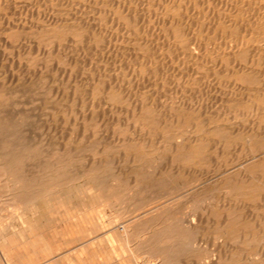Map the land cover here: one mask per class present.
Listing matches in <instances>:
<instances>
[{
	"label": "bare ground",
	"instance_id": "obj_1",
	"mask_svg": "<svg viewBox=\"0 0 264 264\" xmlns=\"http://www.w3.org/2000/svg\"><path fill=\"white\" fill-rule=\"evenodd\" d=\"M24 1H26V0H24ZM142 1L145 2L146 0H142ZM157 1H159V0H157ZM214 1H217V0H214ZM133 2H134V0H118L116 2V5L118 7H121V8H124L125 10H127V16L124 17L123 23L125 25L130 24V26L133 24L131 27L133 28L135 26L134 28L138 29L140 26L139 23L143 24L146 21V19H145V16H146L145 12L146 11H144V13H142V12L139 13L137 6H133ZM148 2L150 3L151 0H147L146 3H148ZM160 2L161 1H159V3ZM164 2H162L163 4L161 3L162 8L165 10H169V12L167 14H165L166 18L163 16L165 18V20L163 22H167L166 24L168 25V29L167 30L164 29V30L166 32H168L167 35H165L166 36L165 39H168V43L166 45H167V48L169 49V51H170V49H172L171 47L174 46L176 51L178 52V55L176 56L177 59H179V57H180L179 54H181V55L184 54L185 58H186V54H187L190 56V59L192 60L193 65H196V66L199 65L198 64L199 59H202V62H203V60L206 59L209 63H210V61H212V63L214 61V63L215 62L219 63V65H223V67L225 66V68L228 67V65L231 66L232 63L234 64V66L237 65L236 63H238V66L243 65L242 66L243 68H237V69H240V70H238V72L241 71L242 76H240L241 74H238L239 79H237L235 77L240 82H238V81H235V82H237V84L240 85V87H242L246 90H248V89L251 90V87H252L251 84L254 83L252 81L253 79L249 78V76L250 75L252 76L254 73L251 71V69H253L252 66L255 63V61H257V63H259V61L263 63V61H264L263 57H262L263 61L260 58H256V55H258V54L260 55L262 53V51L264 50V0H219V2H214L215 5L213 7H211L213 4L210 5L211 0H164ZM30 3H31V1H30ZM106 3H111V0H110V2L108 0ZM207 3H210V4L207 5ZM8 4H10V3H8ZM113 5H115V4H113ZM156 5H158V4H156ZM200 5H201V7H199ZM88 6H89V4H88ZM11 7H13V6H11ZM100 7H101V5H100ZM51 9H52V7H51ZM93 10H95V9H93ZM157 13H159V11H157ZM106 14L107 13H105V15H102L100 17L101 21H102V17L107 16ZM161 14L164 15V13H161ZM161 14H159V15H161ZM108 15L110 16V14H108ZM74 17L75 16H73V18ZM163 17H160V18H163ZM58 18L55 16V19L58 20ZM69 18H71V17H69ZM69 18H67V19H69ZM75 18H78V17H75ZM100 18H99V20H100ZM104 18H106V17H104ZM63 19L61 21L62 23L64 22ZM155 19H156V17H155ZM155 19L153 21V25H154V22H156ZM159 19L157 20L158 22H159ZM51 20H53V22H55L54 18H52ZM73 20L71 18V21H73ZM75 20L72 23V25L74 24L76 26L75 23H77V22H75ZM161 20H163V19H161ZM119 21H118V23H119ZM106 22H107V20H106ZM78 23L81 24L80 22H78ZM78 23H77V25H78ZM42 24H44V23H42ZM60 24L58 26H60ZM137 24H139L138 27H136ZM29 25H30V23H29ZM44 25L46 26V24H44ZM119 25H118V27H119ZM164 25H165V23H164ZM61 26L64 27L65 25L64 26L61 25ZM80 26L82 29L83 25H80ZM162 26H163V23H162ZM37 27H38V25H37ZM100 27H101V25H100ZM26 28H27V26H26ZM42 28H43V26H42ZM42 28L40 27L41 34H39L42 41L45 39V36H46V39H50V40L52 39L53 43H55L57 38L61 39V37L64 38L63 36L66 35L65 33L69 34L68 30L64 31V28L61 30H58L56 25H54V24H52V26L50 25V27H45L43 29ZM75 28L74 27L72 29L70 28L72 30L71 35L74 31L75 32L78 31V30H76L77 28L76 29ZM73 29H75V30L73 31ZM84 29H86V28H84ZM140 29H141V27H140ZM31 30H33V29H31ZM71 30H69V31H71ZM37 31H35V32H37ZM80 31L81 30L79 29L78 32H80ZM85 31L83 32V34H81L82 32H80L81 35H79L78 32H77L78 35L74 33L73 36H77V37L79 36L80 42H81V38H82L81 36L83 35V37H85L84 36ZM129 31H131V30H128L127 32H129ZM135 31H137V30L135 29ZM150 31H151V29L149 30V32ZM87 32H88V30H87ZM125 32H126V30H125ZM30 33H32V31ZM106 33L107 32L105 31V34ZM123 33H124V31L121 34H123ZM130 33L131 32L127 33V35L130 36ZM139 33H142V32H140V30H139ZM139 33L137 31V34H139ZM89 34H90V30H89ZM164 34H165V32H164ZM35 35H36V33H35ZM132 35H136V33H134V31H133ZM111 36H113V35H111ZM77 37H75L73 39L75 40ZM79 37H78V39H79ZM89 37H91V36H89ZM92 37H96V36H92ZM104 38H106V37H104ZM130 38H131V36H130ZM87 39L88 38H86V40ZM117 39H118V37H117ZM136 39H138V38H136ZM156 39H153V40H156ZM35 40H37V39H35ZM106 40H107V38H106ZM125 40H127V39H125ZM129 40H131V39H129ZM39 41H41V40H39ZM68 41L70 42V39H68ZM94 41H96V40H94ZM109 41H110V39H109ZM143 41H146V40H143ZM201 41H204V43H203L204 46L203 45L201 46V44H202ZM77 42H78L77 44L80 43L78 40H77ZM86 42H88V41H86ZM148 42H149V40H148ZM148 42H146V43H148ZM53 43H51V44L53 45ZM66 43H68V42H66ZM83 43H82V45H83ZM109 43L111 44V42H109ZM146 43L144 44L145 47H146ZM55 44H54V46H55ZM148 44H153V43L151 42ZM60 45H61V42H60ZM63 45L64 44L62 43L61 46L64 47ZM132 45H133V43H132ZM137 45H139L137 47H140V44H138V42H137ZM141 45H142V43H141ZM65 46H66V44H65ZM80 46H81V44H80ZM98 46L99 45H97V47ZM106 46H108V45H106ZM158 46H162V45L159 44ZM145 47H143V45L141 46V48H145ZM147 47L150 48V45H148ZM147 47H146V49L149 50V48H147ZM200 47H202L204 51L202 49H201L202 52L200 51V49L196 50L197 48H200ZM47 48L48 47H46V49ZM134 48H135V45H134ZM141 48H140V50L142 52ZM49 49H50V52H48V51L47 52H48V55H51L52 54L51 53V46L49 47ZM55 49H57V48H55ZM177 49H179L180 52ZM63 50L65 51V49H63ZM148 50L143 49L144 52H146ZM209 50H213L216 53L214 55L212 54L209 56L207 54V52ZM64 51H62V52H64ZM134 51H138V50H134ZM165 51H167V50H165ZM173 51H174V49H173ZM144 52L141 53L142 56L138 53L137 54L140 55L142 58H145L144 62H146L147 64H149L151 66V62L154 63L155 58L158 55L154 51L153 52L155 54L152 52L153 54H151V55L144 53ZM49 53H51V54H49ZM160 53L162 54L163 52H160ZM171 54H173V52H171ZM173 55H174V57H171V55H170L171 60L170 59L168 60V58H167V60L168 61H173L174 59L177 60L175 58V54H173ZM78 57H80V56H78ZM37 58H39V57H37ZM140 58H138V59H140ZM185 58H184V60H185ZM229 58H231L232 61L230 60V62H229V60H228ZM45 59H46V57H45ZM157 59H159V58L157 57ZM188 59L186 61H190ZM256 59H259V61ZM64 60L66 61V59H64ZM157 61L158 60H156V62ZM142 62H141V64L143 65L144 62L143 63ZM156 62L154 64H156ZM178 62H180V61H178ZM182 62H183V60L178 65H180V64L182 65L184 63V62L183 63ZM35 63H37V62H35ZM212 63L210 65H212ZM216 63H215V65H216ZM159 64H161V63H159ZM170 64H171V62H170ZM204 64H206L205 66H207L206 62ZM106 65H108V64H106ZM174 65H175V63H174ZM178 65H177V67H180ZM28 66H30V64H28ZM38 66L40 67L39 64H38ZM165 66H164V68H165ZM184 66L185 65H183V67ZM205 66H204V68H206ZM234 66H233V68H234ZM76 67H78V66H76ZM151 67L148 71L151 70ZM169 67H171V66L169 65ZM187 67L190 68L191 64H190V66L187 65ZM215 67H217V66H215ZM46 68L47 67H45L44 69H46ZM147 68L148 67L146 66V69H145L146 71H147ZM156 68H157L156 66L153 68V69H155L154 70L155 72H157V71L161 72L158 69L160 67L157 68L158 70H156ZM164 68L163 69L161 68V69L164 70ZM166 68H168V66ZM204 68L202 66V70ZM24 69H25V67H24ZM173 69H174V67H173ZM176 69L177 68H175L174 70H176ZM194 69H195V67H194ZM226 69H228V68H226ZM235 69H236V67H235ZM259 69H262V67L261 68L259 67ZM140 70H142V69H140ZM183 70H184V68H183ZM187 70H188V68H187ZM146 71H144L143 75L145 73L147 74L148 71L147 72ZM166 71L168 72L169 69L165 70V72ZM179 71L183 72L181 68L179 69ZM193 71H195V70H193V68H192V72ZM227 71L229 72V70H227ZM253 71H255V70H253ZM230 72H231V69H230ZM249 72H252V74H250L248 76L249 79H247V77H245V75H246V73H249ZM141 73L142 72L140 71V74ZM159 74L160 73H158V75ZM185 75H186V73H185ZM256 75H258L257 72H256ZM160 76H162V75H160ZM175 76H177V75H175ZM190 77H192V76H190ZM263 77H261V78H263ZM2 78L5 79V76L0 77V80ZM103 78H105V77H103ZM178 78H177V80H178ZM24 79L25 78H23V80ZM236 79H234V80H236ZM123 80H125V79H123ZM146 80H148V79H146ZM161 80H162V77H161ZM230 80H231V78H230ZM4 81H7V79L3 80V82ZM24 81H25L24 84H26V80H24ZM100 81L101 80H99V82ZM126 81H127V79H126ZM155 81H156V79H155ZM261 81L258 85L263 84V82H261ZM0 82L3 84L2 81H0ZM6 83L4 86H6ZM12 83H13V81H12ZM112 83L113 82L109 81L108 85L107 84L103 85L104 88L101 85V87L105 91L104 94H106V98L110 102H112L113 99L115 100V98H116V94H115L116 91L114 92L113 88L115 89V87H117V86L113 85ZM125 83H128V82H125ZM245 83H246V85H245ZM257 83H258V81H257ZM156 84H157V82H156ZM237 84H235V85L237 86ZM129 85H131V83ZM204 85H206V84H204ZM250 85H251V87H250ZM255 85L258 87L257 84H255ZM7 86H9V85H7ZM121 86H122V84H121ZM131 86H133V85H131ZM118 87H120V86H118ZM253 87H255V86H253ZM124 88H126V87H124ZM232 88H234V87H232ZM259 88H260V86H259ZM137 89H139V88H137ZM232 90L235 91V88ZM246 90H243V91L245 92ZM75 91H77V90H75ZM104 91H102V93ZM130 91H131V88H130ZM8 92H11V91H8ZM8 92L3 88V86H0V204H3L6 211H8V214L6 213L7 215L4 213L6 216L0 215V255L3 257V259H4L3 262H5V264H20L19 261L16 259V257H18V255H20L21 253H24V251H27L28 253H27L26 259L22 260L21 264H264V123H263V121H264V92L259 91V90H258V92L250 91L249 93L247 92V94L244 93L245 96H243L241 93V96L240 97L238 96L239 97L238 99H240V101L243 102L244 106H242L241 109L239 108L238 110L235 108L236 111L232 112L234 115L233 116L230 115L232 118L229 117V118L225 119L226 121H229V122L233 120L231 122V123H234L233 127L235 126V124H238V125H236V126H238V128H239V126L241 127V125L245 126V128L247 129L246 135L248 137V139H246V140H249V141H247L249 143H247L248 145L244 146L246 148L243 147L245 149V152H244L245 155L243 157L239 158L237 163L234 161L235 162L234 166L232 165V167H226L224 169H221L222 171H221L220 177L215 178L216 180L213 179V180H215L213 182V184H214L213 188L215 189V191H217V189H219V192H220L219 195H217L214 192V189H212V188H210L209 190L208 189L202 190V188H204V186H202V188H201L202 191L199 190V192H198L196 190L197 194H195V193L192 194V192L190 191L191 192L190 196L192 195L191 201L193 202V204L192 205L189 204L190 206H188L187 205L188 202L186 203V201H185L186 205H184L185 206L184 207L183 204L177 203L176 199L172 198V196H170V194H173L172 193L173 189L171 190V193L169 192V194H168L169 197L168 196H167V198L163 197V198H165L164 200L159 199V198H162V197H160L161 196L160 193H158L159 194V196H157L158 199L155 198L154 196H152L153 194H151V195L149 194L151 196V197L149 196V198H152V200H153V197H154V199L155 200L157 199V200H156V202L151 200L150 202L147 201V203H146V201H145L146 198L144 197L145 199H142V200L145 201L144 204L146 205V207H148V205H150V204H151V206L146 208L145 205H143V208H146V209L141 211V212L139 211V209H142L143 203L141 202L140 199H141V197L143 198V196H142V195H144L143 192L146 190L144 188L145 186L143 187V184L141 183L142 188H144V190H142L143 192L141 191L143 193V194L141 193L142 195L139 193L140 191L137 192L140 189L139 185H137V184H136L138 186L137 189L134 186V189L132 188V190L126 189L123 187H122L123 189L121 188L122 190H119V188L122 185L121 183H123V181L120 182V180L118 179L119 177L113 176L114 175L113 173L110 174V176H111L110 180L111 181L110 182L108 181V179H107V176L109 175V174H107L108 164L104 163V165H102V166L100 165L101 166V168L99 167L100 169H98V168L96 169L95 163L93 162L94 168L91 164V166H89V168H87V169L85 168L82 170H77L75 168V170L70 171L68 168V166H69V163H67L68 161L67 162L61 161L63 157L62 158H56L55 157V156L59 155V153L57 154V152H56L55 156L53 155L54 153H52V155H50V157H51L50 160L45 159L44 155L42 153V150L40 149V144L39 143L33 144L29 140V138L27 137L26 126H25L26 125L25 121L27 120L25 118L26 112H24L23 110H20V111L17 110L19 105H21L20 101H15V100L11 99V96L8 94ZM25 92H28V91H25ZM52 92L53 91H51V93ZM126 92H128V91H126ZM237 92L239 93V91H237ZM259 92H261L262 94H259ZM117 94H120V93H117ZM232 94H234V93H231V95ZM236 94L237 93H235V95ZM130 95H131V93L129 92V95L126 98L127 99H128V97L131 98ZM94 96H96V95H94ZM143 97L144 96H142V98ZM120 98L121 99L125 98V94H123V93L120 94ZM244 98H245V100H243ZM50 101H51V99H50ZM115 102H116V100L113 101V103H115ZM122 102H124V101H122ZM125 102H126V100H125ZM137 102L139 103V101H137ZM142 102H143V99H142ZM144 103H146V102H143V105L139 106L140 107V109L138 108L139 110L136 109V106L132 107L131 108V109H133V110H131L132 114L130 113L131 117H132L131 120H134L133 121L134 126L137 128L139 125L140 128H144L142 130H146V131H142V133H140V134L137 133L138 135H140L138 137V139H141L142 143L140 142L141 144H139L138 147H134V149L131 150L130 152L128 151V148L126 146H124V147H126L127 149L123 150L124 153L129 152L132 154L133 163L137 162L139 160L147 162L146 160L142 159L143 155H145V152L148 155V153H147L148 150L147 149L143 150V147L144 146H151L155 142L154 135L156 137V134L154 132H156V131L154 129H152L153 124H158V126H157L158 129H161V131L159 133H157L158 135L161 136V137L158 136L161 141L164 140L165 138H166V140H167V138L171 139V142H169L170 140L168 142L170 143L169 146L171 147V150H172V153H171L172 157H170L171 155L169 157L171 158L172 163L173 162L178 163V167L182 166L183 168L188 167L190 169L191 167H194L196 164H199V162L203 161L204 159H206V162H207L208 161L207 158L212 157L210 155L211 148H213L214 151L215 150L216 151L217 150L225 151V149H227V147L229 146V142L227 139H229V140L232 139V138H229V135H230V132L232 129L230 128L231 125L228 126L227 125L228 123H226V121H225V123H223L224 119L223 120H219V119L214 120L215 118H213V116L212 117L208 116V118H196L198 116L194 117L191 114L185 115L184 111L182 114V111H178V110L173 111L171 109H170V112L168 111L169 113L168 114L166 113V115L163 117L159 116L157 114H156L157 115L156 116L155 112L152 111L151 109H149L151 107L149 106V108H146L147 105L144 106L145 105ZM148 104H149V102H148ZM117 105H119V104H117ZM133 105H134V103H133ZM152 106H153V104H152ZM234 107H236V106H234ZM218 109H220V108H218ZM95 111L97 112V110H95ZM164 111L167 112V110H164ZM90 112H92V111L90 110ZM219 112H221V110ZM127 113H129V112H127ZM94 116H96V115H94ZM127 116H129V114ZM214 116H216V115H214ZM219 116H221V115H219ZM240 116H241L240 120H242V117H244L243 120H245V121H243V120L238 121V118ZM83 118L86 119L85 117H83ZM92 118H93V116H92ZM83 122H85V120H83ZM116 122H118V121H116ZM178 122H183L186 125L187 128L185 129V131L173 129L174 128L173 125L176 123L179 124ZM90 123L93 124L94 122L92 123L90 121ZM239 124H241V125H239ZM178 126H175V127L178 128ZM79 128H80V126H79ZM94 128L96 129L98 127L94 126ZM153 128H156V127H153ZM139 131L141 132V130H139ZM235 131L236 130L234 129L233 133ZM244 131H246V130H244ZM123 133L125 134V132H123ZM130 137H131V135H130ZM126 138L129 139V136ZM159 138H158L157 142L159 141ZM253 139H254V141H252ZM120 140H121V138H120ZM102 141H103V139H102ZM258 141L260 142V145H259ZM157 142H155V143H157ZM244 143H243V145H244ZM134 144H132L130 146L133 147ZM157 144H155V145H157ZM160 145L162 146V144H160ZM160 145L157 146L156 148H154L153 150L150 149L151 152L152 151L155 152L156 150L158 151L160 149ZM230 145L232 146V144H230ZM241 146H242V143H241ZM56 148H58V146ZM118 148L120 149L121 147H118ZM85 149H84V151H85ZM60 150H62V149H60ZM164 150H165V148H164ZM85 153H87V152H85ZM142 153H144V154H142ZM157 154L159 155L158 152H157ZM101 156H102V154H101ZM57 157H60V156H57ZM149 157H150V155H149ZM92 158H94V156H92ZM151 158H154V157H151ZM157 158L153 159V161H155V163L153 162L154 166H152L153 168L155 167L154 170L158 169L159 164L157 165V162H156V161H158ZM70 159H71V156H70ZM76 159L77 158H73V160L75 162H76ZM221 159L222 158H220V160ZM63 160H65V159L63 158ZM111 160H113V159H110L109 162ZM233 160H235V159H233ZM100 161H102V160H99V162ZM70 163H71V161H70ZM89 164L90 163H88V165ZM110 165L111 164H109V166ZM144 165H146V164H144ZM147 167L148 166H146V168ZM152 167H150V169ZM146 168L144 167V170ZM115 169L113 167V170H115ZM159 170H160V167H159ZM147 172H149V171H147ZM136 176L138 177V172H137ZM150 176H152V174ZM142 177H144V176H142ZM173 177H174V175H173ZM140 179L141 178L139 175L138 180H140ZM143 179H145V178H143ZM160 180H161V178H160ZM170 181H172V180H170ZM149 182H152V181H149ZM157 182H154V183L157 184ZM161 182H162V180H161ZM156 184H154V185H156ZM183 184H185V182L182 183V186H183ZM133 185L132 186L129 185V186L133 187ZM152 185H153V183H152ZM160 185H162V184L160 183ZM175 185H174V187H176ZM186 185H184V186H186ZM191 185L194 186V184H191ZM146 187H147V185H146ZM171 187H173V186H170V188ZM181 187H178V188H181ZM185 188H188V186H186ZM189 189H190V187H189ZM195 189L196 188H194L193 191ZM133 190H135L138 194H140L139 195V196H141L140 199H139V196L137 194H136V198H138V201L140 200L139 204L140 203H142V204H141V206H138V207L135 206L136 208L133 206L132 210L127 211V210H125V208L122 205L125 203V201H124L125 197L123 195H129L130 200H131V197H133V200L135 201L134 195L136 192ZM184 190H186V189H184ZM131 191H133V192H131ZM133 193H134V195H133ZM150 193H152V192L150 191ZM174 193H177V192H175V190H174ZM186 195H187V193H186ZM187 196H189V194ZM121 197H123V200L121 199ZM183 198L185 199L186 196ZM178 199H181V198L178 197ZM187 199H185V200H187ZM147 200H149V199H147ZM122 201L124 203H122ZM131 202H133V201H131ZM152 203H153V205H152ZM134 204L135 203L133 202V205ZM176 204L177 205L180 204L181 206H183V208L182 207L180 208V206L179 205L177 206ZM258 205H259V207L262 208L263 211H261V212L255 211L256 208H258ZM184 208H186V209H184ZM199 209L201 210L200 212H199ZM50 217L51 218L53 217V219L56 222H58L57 226L55 225L56 224L55 223L52 225V228L47 227L50 230L49 233L51 234V237H55V236H57V234L62 233L65 235L68 234L69 238L66 240V242L68 244L80 241L78 245L73 244L74 246H69L67 248L68 249L67 251L68 252L71 251V252L64 255L63 259L57 258L59 255V254L57 255V253H58L57 251H58V249H60V246H58L57 248H53L50 244H47L48 246H46V252L44 251L45 252L44 254H38V255L37 254L36 255L30 254V251L35 252L36 249H38L40 247V243L42 241V240H40V238L45 235V232L47 229L46 228V221L48 220V222H49ZM9 219H11L12 221H9ZM67 220H69L70 222L69 221L67 222ZM209 227H211V234L206 235L204 229L209 228ZM91 234H94V235L96 234L95 237H98L97 240H94V238L87 239V237ZM206 236H208V238ZM47 237H46V239H47ZM64 241H61V242H64ZM46 243H47V241H46ZM42 247H40V248H42ZM61 255H63V254H61ZM1 256H0V258H1Z\"/></svg>",
	"mask_w": 264,
	"mask_h": 264
},
{
	"label": "rangeland",
	"instance_id": "obj_2",
	"mask_svg": "<svg viewBox=\"0 0 264 264\" xmlns=\"http://www.w3.org/2000/svg\"><path fill=\"white\" fill-rule=\"evenodd\" d=\"M30 1H31V3H30ZM107 1L108 0H100V1L99 0H73V1L72 0H33V1L32 0H26V1H24V0H19V1L18 0H0V19H1L0 20V77L5 76V79H7V81L3 82V80H5V79L2 78L3 80L1 79L0 81H2L3 84L0 82V86H3V88L7 92L11 91V92H8V94L11 96V99H13L15 101H20L21 105H19L17 110L18 111L23 110L24 112H26L25 118L27 120L25 121V123H26L25 126H26L27 137L29 138V140L33 144H36V143L40 144V149L42 150V153H43L45 159L50 160L51 159L50 155H52V153H54L53 155L55 156V154L57 152V154L59 153V155H57V156H60V157H57V156H55V157L56 158H62L63 157L65 160H63V158H62L61 161H64V162L68 161L67 163H69L68 168L70 171L75 170V168L77 170H82L85 168L87 169V168H89V166H91V164L94 168V165H93L94 163H95L96 169L97 168L100 169L101 166L104 165V163L108 164V167H107V174H109L107 176L108 181L109 182L111 181L110 180L111 179V176H110L111 173L114 174L113 176L119 177L118 179L120 180V182L123 181V183H121L122 185L119 188V190H122L123 188L132 190V188L134 189V186L137 189V187H138L137 185H139V188L141 189L142 184H143V187L145 186L144 188L146 189L144 192L142 191V190H144V188H142L141 190L139 189L138 191L135 189L137 192L140 191L139 192L140 194L142 192L144 193V195H142L143 193L141 194L143 196V198L141 196H139L140 194H138L135 190H133L136 192L135 195L133 193L135 201L133 200V197H131V200H130L129 195H123L125 197L124 198L125 203L122 201V203H124L122 205L125 208V210L130 211L133 209V206L138 207V206H141V204L143 203L142 209H139V211L141 212V211L145 210L146 208H148L149 206H151V204H150V205H148V207H146V205L144 204L145 201L147 203V201L150 202L152 200V198H149V196L151 194H153L152 196H154L155 198L158 199L157 196H159L158 193H160L161 194L160 197H162V198H159V199L164 200L165 198H163V197H166V198H167V196L169 197L168 194H169V192L171 193L172 189H173L172 190L173 194H170V196H172V198H175L177 203L183 204V206H184V205H186L185 204V201H186V203L188 202L187 205L190 206L189 204H191V205L193 204V202L191 201L192 195L190 196L191 192H192V194L193 193L197 194L196 192L197 191L199 192V190L200 191L207 190V189L209 190L210 188L214 189L213 188L214 187L213 182L216 180L215 178L220 177L221 171H222L221 169H224L226 167H232V165L234 166L235 162L237 163L238 159L245 155L244 154V152H245L244 148H246V147H244V146L248 145L247 143H249V142H247L249 140H246V139H248V137L246 135L247 129L245 128V126H243L241 124H239V125H241V127L239 126L240 129L238 128V126H236L238 124H235V126L233 127L234 123H231L233 120L229 122V121H226L225 119L231 117L230 115L233 116L234 114L232 112L236 111V109L237 110L239 108L241 109V107L244 106L243 102L240 101V99H238L241 96V93L243 96H245V94H247V92L249 93L250 91L258 92V90H259V91L264 92V79H263L264 78L263 77L264 76V69H263L264 68L263 67L264 66V61H263L264 60V53H263L264 50L262 51V53L260 55L259 54L256 55V58H260L261 60L263 57V60H262L263 63L260 62L259 59H256L259 61V63H257V61H255V63L253 64V66H252L253 69H251V71L254 72L253 75L252 76L250 75V74H252V72L246 73V75H245V77H247V79H249V78L253 79L252 81L254 83H252L251 85H252V87L255 86L252 88L250 85L251 90H249V89L246 90V89L240 87V85H238L237 82H235V81H238L237 79H239L238 74H241L240 76H242L241 71L238 72V70H240V69H237V68H243L242 67L243 65L238 66V63H236L237 65L234 66V64L231 62L232 63V64L230 63L231 66L228 65V67H226L228 69H226L225 66L223 67V65H219V63L215 62L216 63V65H215L214 61H213V63H214L213 64L212 61H210V63H209L205 59L206 61L203 60V62H202V59H199L198 60L199 65L196 66V65H193V62L190 59V56L187 54H186V58H185L184 54H183L184 56L179 54L180 57L179 56L178 57H179V59L180 58L181 59L180 60L177 59L176 56L178 55V52L176 51L174 46L171 47L172 49H170V51H169V49L167 48V45H166L168 43V39H165V37H166L165 35H167V33H168L165 30L168 29V25L166 24L167 22H163L166 18L165 14H167L169 12V10H165L162 8L161 3L164 2V0H159V1H161L160 3L157 0H151L150 3L149 2L146 3L147 0L145 2H143L142 0H134L133 6H137L139 13L140 12L144 13V11H146L145 12L146 21L143 24L139 23L140 26H139V24H137L136 27L139 26L138 29L134 28L135 26L132 28L131 26L133 24L130 26V24L125 25L123 23L124 17L127 16V10H125L124 8L118 7L116 5V2L118 0H111L112 4L106 3ZM109 2H110V0H109ZM214 2H219V0H217V1L211 0V4L207 3V5L213 4L211 6V7H213L215 5ZM8 3H10V4H8ZM88 4H89V6H88ZM113 4H115V5H113ZM156 4H158V5H156ZM100 5H101V7H100ZM105 5L106 6L108 5V6L106 7ZM11 6H13V7H11ZM51 7H52V9H51ZM199 7H201V5ZM93 9H95V10H93ZM157 11H159V13H157ZM105 13H107L106 14L107 16H104L106 18L102 17V21H101L100 17L102 15H105ZM161 13H164V15ZM108 14H110V16ZM159 14H161V15H159ZM72 15L75 17H78L79 19L75 18V17L73 18ZM55 16L57 18L59 17L58 20L55 19ZM69 17H71L72 20L76 19L75 22H77V23L80 22L81 24L78 23V25H77V23H75L76 26L74 24H73L74 25L73 26L72 23L74 22V20L71 21V18H69ZM98 17L100 18V20ZM155 17H156V19H155ZM158 17L159 18L163 17V18L159 19ZM52 18H54V21L56 23L53 22V20H51ZM61 18L62 19L64 18L63 23L61 22L62 21ZM67 18H69V19H67ZM157 18L159 19V22L157 21L158 20ZM154 19L157 23L154 22V25H153ZM161 19H163V20H161ZM106 20H107V22H106ZM117 20L118 21L120 20L119 23ZM29 23H30V25H29ZM42 23L46 24V26ZM51 23L56 25L58 30H61L64 28V31L68 30V33H69V34L65 33L66 35L63 36L64 38L61 37L62 40L57 38L56 42L54 41L56 44L53 43L52 39L51 40L46 39V36H45L46 40L44 39L42 41L41 37L39 36V34H41L40 27L41 28H42V26H43V28L50 27V25L52 26ZM162 23H163L164 27L162 26ZM164 23H165V25H164ZM59 24H60V26H58ZM117 24L118 25L120 24L119 27ZM37 25H38V27H37ZM61 25H63V26L67 25L68 27L67 26L62 27ZM80 25H83V27L85 26L84 28H86L88 30V32L83 27L81 29ZM100 25H101V27H100ZM122 25L124 27L126 26L125 27L126 29ZM26 26H27V28H26ZM73 27L74 28L76 27L77 29L76 28L75 29L78 31L80 29L81 30L80 32H82L81 34H83V32L86 30L84 33L85 37H83V35L81 36L83 38V39L81 38V42L83 43L85 41L83 43V45L80 42L79 36H78L79 39L77 36H73L74 33L77 35L79 33V35H81L80 32L77 31L78 32L77 33L74 31L75 29H73L74 32L71 35V32H72L71 29ZM140 27L142 30L140 29ZM31 29H33L34 31ZM127 29L131 30V31H129V32H131L130 33L131 38H130V36L127 35V33H129V32H127L128 31ZM135 29L138 31V33H139V30L142 33L137 34V31H135ZM150 29H151V31L149 32ZM30 30L32 31V33H30L31 32ZM69 30H71V31H69ZM89 30H90L91 35L89 34ZM125 30H126V32H125ZM35 31H37V32H35ZM105 31L108 34L107 33L105 34ZM121 31L122 32L124 31V33L121 34L122 33ZM133 31H134V33H136V35H132ZM163 31L165 32V34ZM35 33H36V35H35ZM111 35H113V36H111ZM89 36H91V37H89ZM92 36H96V37H92ZM75 37H77V38L74 40L73 38H75ZM104 37H106L107 40ZM117 37H118V39H117ZM86 38H88V39L86 40ZM128 38L131 40H129ZM136 38H138V39H136ZM35 39H37V40H35ZM38 39L41 41H39ZM68 39H70V42L68 41ZM93 39L96 40L97 42L94 41ZM109 39H110V41H109ZM125 39H127V40H125ZM153 39H156V40H153ZM77 40L80 42L79 44H77L78 43ZM143 40H146V41H143ZM148 40H149V42H148ZM65 41L68 43H66ZM86 41H88V42H86ZM136 41L138 42V44H140V47H137L139 45H137ZM60 42H61V45H62V43L64 44L63 46L65 48L60 45ZM109 42H111V44ZM144 42L145 43L146 42H148V43L152 42L153 43V44L146 43V47L148 45H150V48L147 47V48H149L150 51L148 49H146V47L144 46V44H145ZM51 43H53V45ZM132 43H133V45H132ZM141 43H142L143 47H145V48H141V46H142ZM201 43H202L201 46L202 45L204 46V44H203L204 41H201ZM54 44H55V46H54ZM65 44H66V46H65ZM80 44H81V46H80ZM159 44L162 46H158ZM97 45H99V46L97 47ZM106 45H108L109 47ZM134 45H135L136 49L134 48ZM50 46H51V53L52 54L49 53L51 55H48V52H50V49H49ZM46 47H48L47 48L48 50L46 49ZM54 47L57 49H55ZM140 48L142 49V52H141ZM63 49H65V51ZM143 49L148 50V51L144 52ZM173 49H174V51H173ZM198 49H200L201 52L203 50L202 47L197 48L196 50H198ZM134 50H138V51H134ZM165 50H167V51H165ZM177 50L179 51V49H177ZM62 51H64V52H62ZM153 51L158 55V56L157 55L156 56L159 59H157V57H156L155 62H156V60H158V61L156 62V64H154L155 62L154 63L151 62V66H152L151 67L149 64L144 62L145 58L141 57L142 56L141 53L144 52V53L151 55L154 53ZM160 52H163V53L161 54ZM171 52H173V54H175V58L177 60L174 59L173 61H168L169 59L171 60V57H174V55L171 54ZM137 53L140 54L141 56L138 55ZM215 53L216 52L213 50H209L207 52V54L209 56L212 54L214 55ZM170 55H171V57H170ZM78 56H80V57H78ZM37 57H39V58H37ZM45 57H46V59H45ZM138 58H140V59H138ZM167 58H168V60H167ZM184 58H185V60H184ZM64 59H66V61ZM187 59L190 61H186ZM182 60L184 63L182 62L183 63L182 65L181 64L178 65L179 63H181ZM228 60L230 62L231 58H229ZM178 61H180V62H178ZM204 61L207 63V66H205L206 64H204L205 63ZM35 62H37V63H35ZM141 62L143 63V65L141 64ZM170 62H171V64L172 63L173 64L171 65ZM185 62L186 63L188 62L189 64L188 63L186 64ZM159 63H161V64H159ZM174 63H175V65H174ZM211 63H212V65H210ZM28 64H30V66H28ZM38 64L40 65V67L38 66ZM106 64H108V65H106ZM176 64L180 67H177ZM190 64H191V67L190 68L187 67V65L190 66ZM145 65L148 67L147 71L150 69V67H151V70L147 72L145 70L146 69ZM169 65L171 67H169ZM183 65H185V66L183 67ZM232 65L234 66V68ZM76 66H78V67H76ZM155 66L157 68L160 67L158 69L161 72H159V71L155 72L154 71L155 69H153ZM164 66H165V68H164ZM167 66H168V68H166ZM172 66L174 67V69L175 68H177V69L174 70ZM202 66H203V68H204V66L206 68H204L202 70ZM215 66H217V67H215ZM24 67H25V69H24ZM45 67H47V68L44 69ZM194 67H195V69H194ZM235 67H236V69H235ZM259 67L260 68L262 67V69H259ZM157 68H156V70H158ZM161 68L162 69L164 68V70H162ZM180 68L182 69L183 72L179 71ZM183 68H184V70H183ZM187 68H188V70H187ZM192 68L195 71L192 72ZM229 68L231 69V72H230ZM138 69L139 70L142 69V70H140L142 72L141 74H140V71ZM168 69H169V71L165 72V70H168ZM227 70H229L230 73ZM253 70H255V71H253ZM144 71H146L147 74L145 73L143 75ZM256 72L258 75H256ZM158 73H160V74L158 75ZM185 73H186V75H185ZM154 74L155 75L157 74V75L155 76ZM174 74L177 76H175ZM160 75H162V76H160ZM190 76H192V77H190ZM248 76H249V78H248ZM103 77H105V78H103ZM161 77H162V80H161ZM261 77H263V78H261ZM23 78H25L24 80H26V84H24L25 81L23 80ZM177 78H178V80H177ZM230 78H231V80H230ZM123 79H125V80H123ZM126 79H127V81H126ZM146 79H148V80H146ZM155 79H156V81H155ZM234 79H236V80H234ZM99 80H101V81L99 82ZM12 81H13V83H12ZM109 81L113 82L112 84L116 85L117 87L120 86L118 88L115 87V89L113 88L114 92L116 91L117 93L125 94V98L129 95V92H130L131 98H129V97H128V99L122 98L123 99L122 100L120 98V94H117L115 92L116 102L113 103V101H115L114 99L112 102L108 101V99L106 98V94H104L105 91L103 90V88H104L103 85H106V84L108 85ZM257 81H258V83H257ZM260 81L263 82V84L258 85L260 83ZM125 82H128L129 84L131 83V85H133V86H131ZM156 82H157V84H156ZM238 82H240V81H238ZM5 83H6V86H4ZM121 84H122V86H121ZM204 84H206V85H204ZM235 84H237V86ZM255 84H257L258 87ZM7 85H9V86H7ZM101 85L103 88L101 87ZM245 85H246V83H245ZM259 86H260V88H259ZM124 87H126V88H124ZM232 87L235 88L236 92L234 90H232V89H234ZM130 88H131V91H130ZM137 88H139L140 90ZM75 90H77V91H75ZM121 90L122 91L124 90V91L122 92ZM243 90H246V91L244 92ZM25 91H28V92H25ZM51 91H53V92L51 93ZM102 91H104V92L102 93ZM126 91H128V92H126ZM237 91H239V93ZM231 93H234V94L231 95ZM235 93H237V94L235 95ZM259 94H262V93L259 92ZM94 95H96V96H94ZM142 96H144V97L142 98ZM50 99H51V101H50ZM142 99H143V102H146V103H144L145 104L144 106L147 105L146 108H149V106H150L151 108H149V109L154 111L155 115L157 114V115L163 117L166 115V113L168 114L170 112V109H171L173 111H175V110L182 111V114L184 111L185 115L191 114L194 117L198 116L196 118H208V116L209 117L213 116V118H215L214 120H218V119L223 120L224 119L223 123H225V121H226V123H228L227 125L228 126L231 125L230 128L233 131H234V129L236 131L233 133V131L230 129L233 134L230 132L229 138H232V139H230V140L227 139L229 142V146L227 147V149H225V151H219V150L214 151V149L211 148L210 152L212 154L210 153V155L213 157V158L209 157L211 160L209 158H207L208 161L206 162V159H204L203 161H200L199 164H196L194 167H191L189 169L188 167H184V168L182 166L178 167L177 162H173V163L171 162L170 157H172V154H171L172 150H171V147L169 146L170 145L169 142H171V139L167 138V140H166V138H165L164 139L165 141L164 140L161 141L160 138L158 137L160 135L157 134L161 131V129H158V127H157L158 124H153L152 129H154L156 131V132H154L156 134V137L154 135V140H155V142H157V140L159 138V141H158L159 143L157 142L158 143L157 144L154 142V144L151 146H144L145 148L142 146L143 150H146V149L148 150V152H147L148 155L145 152V155H143V157H142V159L146 160L147 162L139 160V161L133 163L132 154L129 152L131 150H133L134 147H138V145L142 143L141 142L142 140L138 139V137L140 136L138 134H140V133H142V131H146V130H142L144 128H140L139 125L137 128L134 126V124H133L134 120H131L132 119L131 110H133L131 108L136 106V109L139 110L140 109L139 106L143 105ZM125 100L127 103L125 102ZM243 100H245V98ZM122 101H124V102H122ZM137 101H139V103ZM148 102H149V104H148ZM133 103H134V105H133ZM151 103L153 104V106ZM117 104H119V105H117ZM234 106H236V107H234ZM218 108H220V109H218ZM90 110L92 112H90ZM95 110H97V112ZM164 110H167V112ZM220 110H221V112H219ZM127 112H129V113H127ZM128 114H129V116H127ZM94 115H96V116H94ZM214 115H216V116H214ZM219 115H221V116H219ZM92 116H93V118H92ZM83 117H85L86 119H84ZM240 119H241V116L238 118V121ZM243 119H244V117H242V120ZM83 120H85V122H83ZM242 120H240V121H242ZM90 121L92 123L93 122L94 123L91 124ZM116 121H118V122H116ZM243 121H245V120H243ZM178 123L179 124H177V123L174 124L173 125L174 128L173 127L172 128L175 130L178 129L181 131H185V129L187 128L186 125L183 122H178ZM263 123H264V121H263ZM79 126H80V128H79ZM94 126L95 127L97 126L98 128L95 129ZM175 126H178V128H176ZM153 127H156V128H153ZM139 130H141V132ZM244 130H246V131H244ZM123 132H125V134ZM135 133L136 134L138 133V134L136 135ZM130 135H131V137H130ZM128 136H129V139L126 138ZM120 138H121V140H120ZM102 139H103V141H102ZM252 141H254V139ZM241 143H242V146H241ZM243 143H244V145H243ZM132 144H134L135 146L134 145H133V147L130 146ZM155 144H157V145H155ZM160 144H162V146ZM230 144H232V146ZM159 145H160V149L158 151L156 150L155 152L154 151L151 152L150 149L153 150L154 148H156ZM259 145H260V142H259ZM57 146L59 149L56 148ZM124 146H126L128 148L129 152H126V153L123 152V150L127 149ZM118 147H121V148L119 149ZM164 148H165V150H164ZM60 149H62V150H60ZM84 149H85V151H84ZM85 152H87V153H85ZM157 152L159 153V155L157 154ZM101 154H102V156H101ZM142 154H144V153H142ZM149 155H150V157H149ZM70 156H71V159H70ZM92 156H94V158H92ZM72 157L77 158L76 162L74 161L75 159L73 160ZM151 157H154V158L158 157L157 158L158 161H156L157 165L159 164L158 169L154 170L155 167L154 168L152 167V166H154L153 162L155 163V161H153L154 158H151ZM220 158H222V159L220 160ZM110 159H113V160H111L109 162ZM233 159H235V160H233ZM99 160H102V161L99 162ZM70 161H71V163H70ZM88 163H90V164L88 165ZM109 164H111V165L109 166ZM144 164H146V165H144ZM146 166H148V167L146 168ZM113 167H114V169L115 168L116 169L113 170ZM144 167L147 170L146 169L144 170ZM150 167H152V168L150 169ZM159 167H160V170H159ZM147 171H149L150 173ZM137 172H138V177L136 176ZM149 174L150 175L152 174V176H150ZM139 175L141 178L140 180H138ZM173 175H174V177H173ZM142 176H144V177H142ZM143 178H145V179H143ZM160 178H161L163 183L161 182ZM213 179H215V180H213ZM170 180H172V181H170ZM149 181H152V182H149ZM154 182H157V184ZM184 182H185V184H183V186L187 184L186 186H188V188H185L186 186H184V187L182 186V183H184ZM152 183H153V185L154 184H156V185L153 186ZM160 183L162 185H160ZM174 183L175 184L177 183V184L175 185ZM191 184H194V186ZM129 185H131V186L133 185V187H131ZM146 185L148 188L146 187ZM174 185L176 187H174ZM180 185L186 190H184ZM170 186H173L174 188L173 187L170 188ZM202 186H204V188H202ZM178 187H181V188H178ZM189 187H190V189H189ZM193 187L196 188L194 191H193V189H194ZM201 188H202V190H201ZM174 190L177 193H174ZM133 191H131V192H133ZM150 191L152 193H150ZM214 192L217 195L220 194L219 189H217V191H215V189H214ZM186 193H187V195L189 194L190 197L187 196ZM136 194L139 196V199L141 197L140 200L142 203L139 204L140 200L138 201V198H136ZM185 196H186L185 199L188 198L187 200H185L183 198ZM144 197L146 198L145 201L142 200V199H145ZM154 197H153L152 201L156 202L157 199L155 200ZM178 197L181 198L182 200L178 199ZM121 199L123 200V197H121ZM147 199H149V200H147ZM131 201H133L135 204L133 205V202H131ZM180 204H178L180 206V208L181 207L183 208V206H181ZM143 205H145L146 208H143ZM152 205H153V203H152ZM184 209H186V208H184ZM200 211L201 210L199 209V212ZM255 211L261 212L263 210L258 205V208H256ZM4 213L8 214V211H6L3 204H0V215L6 216L7 214L5 215ZM9 221H12V220L9 219ZM68 221L69 220H67V222ZM57 223L58 222H56L53 219V217L52 218L50 217L49 222H48V220L46 221V228L47 227L52 228L53 224H55L57 226ZM49 228L46 229L45 235L40 238V240H42L40 243V247H42V246L43 247L42 248L39 247L38 249H36L35 252L30 251V254H32V255L44 254L46 252V246H48L47 244H50L53 248H57L58 246H60V249H58V251H57L58 252L57 255L59 254L57 258L63 259L64 255L71 252V251L68 252L67 248L69 246H74L73 244L78 245L80 241L68 244L66 242V240L69 238L68 234L65 235L62 233L57 234V236H55V237H51V234L49 233V231H50ZM204 231H205L206 235L211 234V227L205 228ZM95 236H96V234L95 235L91 234L87 237V239L94 238V240H97L98 237H95ZM46 237H47V239H46ZM206 237L208 238V236H206ZM46 241H47V243H46ZM61 241H64V242H61ZM27 253H28L27 251H24V253H21L20 255H18V257H16V259L19 261L20 264H21L22 260L26 259ZM61 254H63V255H61ZM3 261H4V259L1 256L0 264H5V262H3Z\"/></svg>",
	"mask_w": 264,
	"mask_h": 264
}]
</instances>
